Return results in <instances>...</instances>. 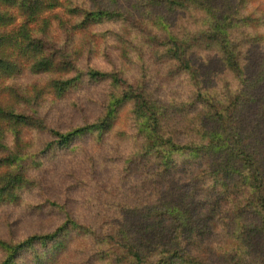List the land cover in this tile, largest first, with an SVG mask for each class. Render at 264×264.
<instances>
[{
	"label": "trees",
	"instance_id": "1",
	"mask_svg": "<svg viewBox=\"0 0 264 264\" xmlns=\"http://www.w3.org/2000/svg\"><path fill=\"white\" fill-rule=\"evenodd\" d=\"M0 224V264H264V0H0Z\"/></svg>",
	"mask_w": 264,
	"mask_h": 264
},
{
	"label": "rangeland",
	"instance_id": "2",
	"mask_svg": "<svg viewBox=\"0 0 264 264\" xmlns=\"http://www.w3.org/2000/svg\"><path fill=\"white\" fill-rule=\"evenodd\" d=\"M26 136H29V133H27ZM9 217L10 220L14 222V225L16 226L15 231L19 237L25 236L31 232L48 230L52 223L56 221L54 218L47 215L38 218H30L20 212L14 211H11ZM4 232L5 226L0 224V235Z\"/></svg>",
	"mask_w": 264,
	"mask_h": 264
}]
</instances>
